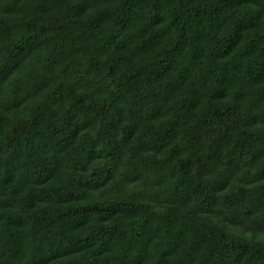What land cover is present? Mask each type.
I'll use <instances>...</instances> for the list:
<instances>
[{
    "label": "trees",
    "instance_id": "16d2710c",
    "mask_svg": "<svg viewBox=\"0 0 264 264\" xmlns=\"http://www.w3.org/2000/svg\"><path fill=\"white\" fill-rule=\"evenodd\" d=\"M0 264H264V0H0Z\"/></svg>",
    "mask_w": 264,
    "mask_h": 264
}]
</instances>
